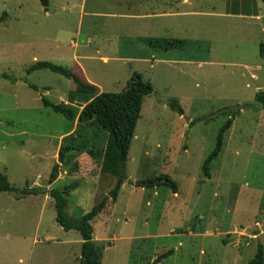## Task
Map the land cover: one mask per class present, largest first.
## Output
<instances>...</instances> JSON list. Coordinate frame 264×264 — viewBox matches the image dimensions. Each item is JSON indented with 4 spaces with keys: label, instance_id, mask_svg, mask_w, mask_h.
<instances>
[{
    "label": "rangeland",
    "instance_id": "rangeland-1",
    "mask_svg": "<svg viewBox=\"0 0 264 264\" xmlns=\"http://www.w3.org/2000/svg\"><path fill=\"white\" fill-rule=\"evenodd\" d=\"M150 1L48 0L45 9L40 0H0V174L16 189L0 193V264H78L80 234L56 222L53 199L21 195L74 182L66 196L73 220L107 198L90 221L100 264H247L259 245L264 254V110L254 104L264 91V5ZM144 38L186 45L164 51ZM37 61L90 82L97 95L122 92L134 72L151 84L115 202L118 179L99 171L106 134L78 124L85 103L71 80L28 72ZM42 99L73 108L74 120ZM232 107L239 109L220 113ZM229 120L207 177L204 160ZM71 138L83 152L61 163L59 147ZM56 163L58 179L49 186ZM160 176L175 183V194L135 186Z\"/></svg>",
    "mask_w": 264,
    "mask_h": 264
},
{
    "label": "trees",
    "instance_id": "trees-1",
    "mask_svg": "<svg viewBox=\"0 0 264 264\" xmlns=\"http://www.w3.org/2000/svg\"><path fill=\"white\" fill-rule=\"evenodd\" d=\"M259 1L264 5V0ZM40 4L46 9L48 0H40ZM142 42L153 49L164 51L181 49L186 45L185 40L175 39L144 38ZM258 53L259 57L264 59V42L259 44ZM37 70H48L71 80L75 87L73 91L75 98L85 103V106L78 114V124L94 125L106 134L105 145L99 158V171L101 174L118 179L117 185L112 193H110L111 201L115 202L121 181L125 177L127 156L134 137L137 121L140 118L143 99L145 96L152 93L151 84L144 81L140 74L134 72L122 92L100 93L97 95V89L94 86L82 83L61 66L46 61H37L29 67L28 72L30 73ZM42 103L53 112L64 116L66 120H74L75 111L73 108L64 104H52L45 99H42ZM254 104L258 105L261 110H264V91L259 90L255 93ZM170 107L175 109L176 104L172 102L170 103ZM244 107L249 109L254 107V105L246 104ZM230 125L231 120L227 121L221 127L216 138L214 149L204 160L202 170L207 177H209V165L220 154L223 135ZM83 149L82 147L75 146L71 138L67 144L60 145L57 155L58 161L61 163L74 161L75 155L83 152ZM86 152L91 158L97 157V154L92 150H87ZM73 164V169L76 170L78 163L74 162ZM59 167L58 163L53 165L47 185L53 184L58 179ZM135 186H146L150 188L155 186H166L174 194L176 193L175 183L167 176H160L145 183H136ZM77 187L78 184L74 182L61 189L47 190L41 187L27 188L21 192V195L27 196L47 193L54 202L56 222L62 226L63 230H75L80 234L82 241L78 264H100L98 250L92 241V227L90 221L105 209L107 198L103 197L88 213L77 220H73L69 218L66 213V196ZM15 191L16 189L9 184L7 178L0 174V193ZM263 262L264 254L262 247L259 245L254 258L247 264H263Z\"/></svg>",
    "mask_w": 264,
    "mask_h": 264
},
{
    "label": "water",
    "instance_id": "water-1",
    "mask_svg": "<svg viewBox=\"0 0 264 264\" xmlns=\"http://www.w3.org/2000/svg\"><path fill=\"white\" fill-rule=\"evenodd\" d=\"M239 109V107H232V108H228V109H224L223 111H221L220 113L222 112H229V111H237ZM62 227V226H61Z\"/></svg>",
    "mask_w": 264,
    "mask_h": 264
},
{
    "label": "crops",
    "instance_id": "crops-1",
    "mask_svg": "<svg viewBox=\"0 0 264 264\" xmlns=\"http://www.w3.org/2000/svg\"><path fill=\"white\" fill-rule=\"evenodd\" d=\"M182 2L183 3H185V4H188V1H186V0H182ZM150 3L152 4V5H154V7H155V0H152V1H150ZM87 81V80H86ZM88 82V81H87ZM90 85H92L90 82H88ZM50 186V185H49Z\"/></svg>",
    "mask_w": 264,
    "mask_h": 264
}]
</instances>
